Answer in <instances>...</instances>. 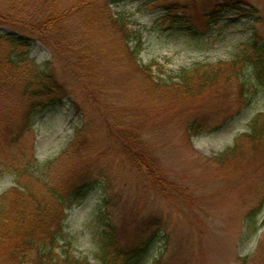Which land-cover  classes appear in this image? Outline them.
<instances>
[{"label": "trees", "instance_id": "obj_1", "mask_svg": "<svg viewBox=\"0 0 264 264\" xmlns=\"http://www.w3.org/2000/svg\"><path fill=\"white\" fill-rule=\"evenodd\" d=\"M125 1L0 0V94L15 93L22 108L8 111L7 119L0 121V178L9 177L13 183L0 194V264H145L153 251L150 264H169L173 206L190 195L187 186L163 172L159 157L147 149L144 120L119 119L115 130L108 126L110 122H102L103 129L115 134L109 142L101 141L103 148L95 154L100 159L90 165L93 141L82 130L91 123L94 106L102 121L107 120L103 116L107 110L120 114L116 100L121 92L119 87L111 88L107 74L117 63L125 71L124 81L134 88L138 83L136 90L144 96L138 111H144V105L153 109L154 104L176 111L217 86L225 89L227 82L236 84L242 108L259 97L264 100V38L254 29L226 61L173 71L156 60L141 61L142 32L129 28L123 13L111 11ZM165 1L144 0L142 4ZM193 2L163 5L162 17L154 22L158 30L199 37L200 30L210 33L230 13L252 25L259 22L257 8L248 5L243 10L240 0ZM36 45L49 53V62L36 64L30 59ZM55 61H63L65 68L55 69L51 65ZM80 98L82 105L77 103ZM66 104L74 108L82 125L55 157L40 161L34 148L26 145L27 136ZM21 112L19 122L13 116ZM199 115L205 119L192 118L186 126L189 135L197 136L208 128L205 115ZM81 148L88 150L77 155ZM262 155L264 111L257 112L247 131L214 160L236 163ZM109 160L113 165L124 163L121 170L126 169V161L131 164L139 177L137 191L126 193L124 185L113 191L105 165ZM92 197L98 203L88 219L91 261L73 253L66 217ZM263 208L264 198L245 219L241 244L256 236L253 215ZM261 246L262 241L253 253L236 257L239 264L256 262Z\"/></svg>", "mask_w": 264, "mask_h": 264}, {"label": "rangeland", "instance_id": "obj_2", "mask_svg": "<svg viewBox=\"0 0 264 264\" xmlns=\"http://www.w3.org/2000/svg\"><path fill=\"white\" fill-rule=\"evenodd\" d=\"M195 1L200 5L205 0ZM240 1L243 10H247L248 5L257 8V24L252 25L243 16H232L230 13L231 16L224 18L222 25L210 33L204 35L200 30L199 37L158 30L159 26L154 24L162 17L163 5L177 2L194 4L193 0H167L152 5H143L144 0H127L111 11L123 13L130 21L129 28L142 32L144 44L140 59L143 63L156 60L167 69L176 71L196 64L226 61L233 48L246 40L253 29L264 38V0ZM30 59H34L36 64L50 61L49 53L40 45L32 49ZM62 62L55 61L51 65L62 71L65 68ZM105 71L107 73V69ZM107 74L111 79V88L120 89L121 94L116 102L121 105V112L117 110L120 114H116V111L107 110L103 114L107 120L102 121V118H98L97 108L94 106L91 110V123L82 130L93 141L90 165L100 159L95 154L103 148L101 141L109 142L115 134V131L103 129L102 122H110L108 126L115 130L114 125L120 123L121 119L132 122L144 120L142 131L148 137L147 149L159 157L163 172L187 186L190 195L173 206L172 233L167 252L169 264H239L236 257L253 253L260 241L261 250L256 253L258 260L249 264H264V208L261 213L253 215L256 236L242 244L239 240L247 224L245 219L264 198V155L256 159L244 158L236 163L229 159L217 164L214 160L247 131L251 118L257 112L264 111V100L259 97L242 108L236 84L227 82L225 89L217 86L215 91L210 90L196 97L193 102H188L176 111H169L157 104H154L153 109L144 105V111H138L144 98L141 91L136 90L138 83L134 88L132 83L124 81L125 71L120 63L111 67ZM77 103L82 105L84 100L80 98ZM20 106L21 101L19 103L15 93L0 94V121L7 119L8 111H21ZM75 113L74 108L66 104L63 109L47 115L36 125L35 130L27 136L26 145L34 148L37 159L44 161L53 158L68 145L74 131L82 125ZM200 113L205 115L209 126L197 136L189 135L187 123L197 116L205 119ZM13 117L20 122L23 119L22 112ZM158 121L160 125L155 127ZM87 150L81 148L75 153L80 155ZM105 165L113 191L121 185L125 186L126 193L138 190L139 177L128 161L125 170L120 169L125 168L122 162L113 165L109 160ZM12 185L11 178H0V194ZM97 200L96 197L90 198L66 217V225L73 239V253L88 256L91 261L94 252L88 219ZM196 229L199 231L195 232ZM154 256L155 251L146 257L145 264H150Z\"/></svg>", "mask_w": 264, "mask_h": 264}]
</instances>
